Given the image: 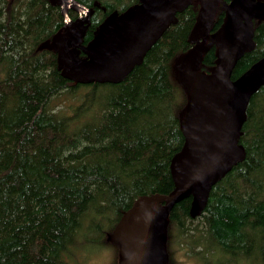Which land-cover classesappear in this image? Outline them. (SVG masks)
<instances>
[{"label": "rangeland", "instance_id": "1", "mask_svg": "<svg viewBox=\"0 0 264 264\" xmlns=\"http://www.w3.org/2000/svg\"><path fill=\"white\" fill-rule=\"evenodd\" d=\"M76 1L93 10L92 27L138 3ZM195 6L193 2L176 14L141 64L119 84L83 85L61 76L49 47L52 36L68 22L62 8L49 0H0V138L4 142L0 158L6 155L4 162L0 160V172L11 171L3 178L9 180V191L0 188L1 264H35L31 252L40 244L37 224L56 194L51 171L57 166L81 163L103 178L121 177L129 194H134L128 210L137 199L172 188L171 158L183 146L180 129L172 126L176 117L174 63L191 47ZM67 16L72 19L73 13ZM252 45L237 63L232 79L264 56V20L254 23ZM215 54L216 49H211L202 66L212 69ZM185 103L179 102V110ZM238 145L243 150L241 162L212 187L209 202L200 212L191 215L186 201L173 209L171 220L169 216L167 228L190 238L187 241L192 245L184 249L183 244L180 248L172 244L174 264H205L204 258L193 256L191 237L244 257L243 261L231 260L218 253L215 261L206 254L208 264H261L264 85L248 103ZM37 174L43 178L34 177ZM103 178L86 184L95 205L74 218L70 227L85 240L80 256L73 258L75 264H115L118 259L116 243L103 245L119 222V212L105 208L107 183Z\"/></svg>", "mask_w": 264, "mask_h": 264}, {"label": "water", "instance_id": "2", "mask_svg": "<svg viewBox=\"0 0 264 264\" xmlns=\"http://www.w3.org/2000/svg\"><path fill=\"white\" fill-rule=\"evenodd\" d=\"M193 2L199 9L191 47L174 63L187 102L178 116L183 146L169 166L172 189L137 199L121 217L112 239L121 242L123 264H167L165 231L173 209L189 197L195 200L192 212L202 208L212 187L241 162L238 140L248 103L264 85V56L236 79L232 74L253 46L254 23L264 20V0H138L125 12L106 16L85 45L93 10L76 0H49L68 20L49 47L63 78L83 85L119 84ZM68 11L77 18L70 20ZM211 49H216L215 65L206 73L202 63Z\"/></svg>", "mask_w": 264, "mask_h": 264}, {"label": "trees", "instance_id": "3", "mask_svg": "<svg viewBox=\"0 0 264 264\" xmlns=\"http://www.w3.org/2000/svg\"><path fill=\"white\" fill-rule=\"evenodd\" d=\"M199 9V3L196 2L195 6V14H197ZM248 69V68H247ZM202 71L206 73H210L205 67L201 68ZM243 73V72H242ZM239 73L238 75H241ZM173 88V99H174V110L176 117H173L174 122L172 126H177L176 118H178L179 107L178 104L181 101H187V94L184 89L180 86L177 78L175 77ZM173 110V111H174ZM5 111L10 112V110L5 108ZM14 119L13 121H15ZM3 139L0 138V147L4 148ZM32 157V155H31ZM33 159V157H32ZM2 162L6 160V155H3L0 158ZM75 163V162H74ZM30 166L28 171H30ZM8 174H6V173ZM11 171H4L0 173V188L5 191H9L7 188V184L9 180H3L6 176L9 175ZM51 173L53 174V184L54 190L53 193L56 192L55 195L52 196L49 201V208L44 213L43 217L37 224V231L39 233V246L34 248L31 252L32 257L34 259L35 264H75L77 260L73 259L75 257L80 256V251L85 244V240L73 234L70 230L72 221L74 218L83 214L86 210L92 209V206L95 205V201H91L89 199L88 188L86 184L94 180H102V176L95 171L89 169L87 166L81 165L78 163L76 165L62 166L54 168ZM44 174V173H42ZM30 175V174H29ZM33 177L32 175H30ZM37 179L41 177L40 174L35 175ZM11 177L10 179H12ZM43 178V177H41ZM103 180L107 183V192L104 195L106 200L104 204H107L105 207L108 211L115 209L119 213L124 211L127 206L131 203L133 195L129 194L130 191L127 190L124 179L118 176H113L110 178H103ZM169 191L168 188H164L163 191H160L162 194H165ZM183 206V205H182ZM105 209V210H106ZM173 211L170 215V220L173 218ZM231 224V223H230ZM172 234L171 228L166 229V243L165 250L168 255L167 264H174V259L171 258L173 252L171 250L172 244H175L176 247L180 248V244H183L184 249H189L192 245L188 243L187 240L190 238L183 237L184 235ZM193 241V249L192 254L194 257L204 258L205 264H208V260H206V254L208 256H213L216 258L215 261L219 260L217 257L218 253H225L228 256H231V260H240L243 261L244 257H240L228 250L227 248H219L213 246V244L209 241L198 240L196 237H191ZM114 246L112 242H109L108 239L104 241L103 245ZM10 245L13 247L16 244L14 242H10ZM105 247V246H104ZM118 245L116 244V249ZM195 248H197L195 250ZM4 254V251H1ZM216 255V257H215ZM247 255V253L245 254ZM16 257V256H15ZM250 257V256H245ZM261 264H264V247L261 249L259 254ZM120 259L119 251H118V259ZM116 260V261H117ZM71 261L72 263H69ZM115 261V264H118ZM1 264V262H0Z\"/></svg>", "mask_w": 264, "mask_h": 264}, {"label": "flooded vegetation", "instance_id": "4", "mask_svg": "<svg viewBox=\"0 0 264 264\" xmlns=\"http://www.w3.org/2000/svg\"><path fill=\"white\" fill-rule=\"evenodd\" d=\"M78 2V1H77ZM196 3V2H195ZM125 12V11H124ZM73 13V18L71 19L70 17H69V19L70 20H75L76 18H77V14L75 13V12H73V11H68V14H72ZM94 14V13H93ZM93 14L91 15V17H90V20L92 19V16H93ZM63 15V14H62ZM103 20H104V18H103ZM103 22V21H102ZM101 25V24H100ZM100 25H98V26H96V27H92L91 26V24H89L88 25V28H87V30H86V34H85V37H84V39H83V44L85 45V44H87L88 42H90L91 41V39L93 38V35H94V33H95V31L97 30V28L100 26ZM63 29V28H62ZM62 29H60V30H62ZM92 29V30H91ZM60 30H58L57 32H59ZM56 32V33H57ZM54 52V51H53ZM55 53V52H54ZM56 55V54H55ZM263 57V56H262ZM56 59H57V57H56ZM259 60V59H258ZM57 65H58V63H57ZM249 68V67H248ZM62 76V75H61ZM63 77V76H62ZM68 81V80H67ZM69 82H71V81H69ZM74 83V82H73ZM187 102V101H186ZM186 104V103H185ZM181 110V109H180ZM180 112V111H179ZM178 116H179V114H178ZM176 124H177V126H178V129H180L179 128V122H178V118H176ZM180 132V131H179ZM180 134H181V132H180ZM178 153V152H177ZM176 154V153H175ZM174 154V155H175ZM173 155V156H174ZM173 158V157H172ZM171 158V159H172ZM172 189V188H171ZM171 189L169 190V191H171ZM168 191V192H169ZM167 192V193H168ZM167 193H165V194H167ZM209 199H210V192H209V194H208V196H207V198H206V201H205V203H204V205H206L208 202H209ZM187 201V203H188V205H187V208L188 207H190L191 208V215H193V216H195V215H197L199 212H200V210H201V208L199 209V210H197L196 212H192V209H193V206H194V202H195V200H194V198H192V197H189V198H187V199H185L184 201H182V202H186ZM181 202V203H182ZM181 203L179 204V205H181ZM203 205V206H204ZM133 205H131L130 207H132ZM128 211V208H126L124 211H122V212H120L119 213V218H118V220L120 221L121 220V217L123 216V214L124 213H126ZM194 211V210H193ZM167 229V228H166ZM112 235H113V233H112ZM165 235H166V231H165ZM113 237H108V238H106L104 241H106L107 239H110V242H112V243H116L117 245H118V251H119V248H120V246H121V242H119V241H114L113 239H112ZM103 241V242H104ZM108 245V244H107ZM121 259V258H120ZM123 264V263H122Z\"/></svg>", "mask_w": 264, "mask_h": 264}, {"label": "bare ground", "instance_id": "5", "mask_svg": "<svg viewBox=\"0 0 264 264\" xmlns=\"http://www.w3.org/2000/svg\"><path fill=\"white\" fill-rule=\"evenodd\" d=\"M93 83H97V82H93ZM98 84H105V83H98Z\"/></svg>", "mask_w": 264, "mask_h": 264}]
</instances>
